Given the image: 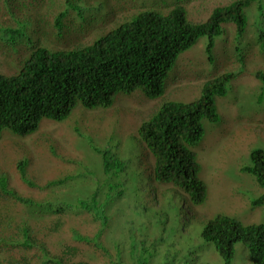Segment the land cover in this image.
<instances>
[{
    "label": "trees",
    "instance_id": "trees-1",
    "mask_svg": "<svg viewBox=\"0 0 264 264\" xmlns=\"http://www.w3.org/2000/svg\"><path fill=\"white\" fill-rule=\"evenodd\" d=\"M80 1L0 0V38L5 42H0V53L11 56L15 46L32 35V25L46 38L45 45L61 40L66 17L56 12L74 9L82 17ZM17 2L37 8L38 27L32 16L14 10ZM225 22L234 23L241 34L255 32L254 43L264 52V0H231L199 22L191 21L182 5L168 14L143 9L87 44L82 43V26L71 24L67 35L77 40L75 45L63 49L38 45L17 73H0V137L6 128L29 135L42 119L62 121L77 105L110 107L119 93L141 90L150 99L162 96L179 54L204 35L212 39L220 34ZM28 43L32 45V39ZM256 76L264 80L263 71ZM233 78L235 74L227 72L206 81L201 96L191 102H164L139 129L155 158L149 177L183 189L194 204L206 201L208 189L199 178L201 165L192 146L202 139L203 118L219 120L216 98L227 93ZM251 157L253 165L245 168L264 189V150H253ZM127 168L113 151L103 152L107 181L126 176ZM55 184L46 183L40 194H26L7 176L0 177V264H152L139 253V241L130 228L122 238L113 232L118 226L106 203L99 202V189L69 199L60 190L48 191ZM253 204L264 205V192ZM203 237L227 264L239 241L248 247L253 264H264L263 223L244 224L220 214L206 223Z\"/></svg>",
    "mask_w": 264,
    "mask_h": 264
},
{
    "label": "rangeland",
    "instance_id": "rangeland-1",
    "mask_svg": "<svg viewBox=\"0 0 264 264\" xmlns=\"http://www.w3.org/2000/svg\"><path fill=\"white\" fill-rule=\"evenodd\" d=\"M230 1L82 0L77 4L82 17L74 9L72 13L56 12H64L66 17L61 40L45 45L44 35L30 26L32 35L24 37L11 56L0 53V73H17L38 45L53 49L75 45L77 40L67 35L71 24L82 26V43L87 44L143 9L168 14L182 5L188 18L199 22L206 21L216 6ZM36 9L21 2L14 8L19 15L32 16L38 27ZM254 40L255 32L248 29L241 34L234 23L225 22L220 34L212 39L204 35L179 54L160 97L150 99L141 90L119 93L110 107L88 109L77 105L66 119L44 118L26 136L4 129L0 137V177L7 176L17 190L34 195L50 181L56 184L48 191L60 190L69 199L99 189V202L106 203L108 215L118 226L113 232L122 238L130 228L139 241V253L152 264H227L215 245L204 239L206 223L224 214L244 224H264V205L253 204L264 189L245 168L253 165V150H264V80L256 76L259 70L264 72V52ZM227 72H233L235 78L228 83L227 93L216 98L219 120L203 118L202 139L192 146L201 165L199 178L208 189L206 201L194 204L183 189L149 177L155 158L139 129L164 102L198 99L206 81ZM106 149L127 162L126 176L107 181L103 170ZM228 264H253L242 241L235 244Z\"/></svg>",
    "mask_w": 264,
    "mask_h": 264
}]
</instances>
